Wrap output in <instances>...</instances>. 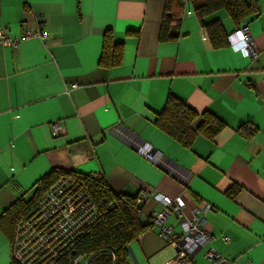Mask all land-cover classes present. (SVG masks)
I'll return each instance as SVG.
<instances>
[{
	"label": "crops",
	"instance_id": "crops-1",
	"mask_svg": "<svg viewBox=\"0 0 264 264\" xmlns=\"http://www.w3.org/2000/svg\"><path fill=\"white\" fill-rule=\"evenodd\" d=\"M243 1L256 14L236 25L220 10L203 24L219 23L226 41L246 26L254 60L228 41L214 48L190 6L179 38L162 43L164 0H0V28L20 39L15 50L0 45V264L12 262L5 214L58 172L102 177L115 195H184L189 206L210 205L202 216L213 249L230 264H264V0ZM28 30L48 37L22 39ZM107 32L123 46L115 68L99 66ZM170 96L200 116L194 128L204 113L224 128L184 149L154 126ZM250 128L256 134L246 139ZM148 151L162 164L145 159ZM158 209L152 201L141 207V224ZM166 224L186 231L180 217ZM182 245L206 264L190 238ZM180 248L147 227L127 246L126 264H163Z\"/></svg>",
	"mask_w": 264,
	"mask_h": 264
},
{
	"label": "trees",
	"instance_id": "trees-1",
	"mask_svg": "<svg viewBox=\"0 0 264 264\" xmlns=\"http://www.w3.org/2000/svg\"><path fill=\"white\" fill-rule=\"evenodd\" d=\"M187 6L191 7L193 14L202 24L206 17L220 10L225 11L236 25L256 14L254 6L247 5L243 0H164L158 38L160 42H174L179 38V27ZM203 26L214 48L227 45L226 36L219 23ZM122 53L123 46L115 44L112 33L107 32L103 37L99 66L118 67L122 61ZM198 119L200 116L195 111L170 96L163 111L156 116L154 126L184 149H190L197 137L213 141L224 128V124L209 113H204L201 122L194 128L193 125ZM242 128L243 126L240 127ZM255 134L256 130L250 128L244 137L250 139ZM61 175L64 174L51 173L43 178L37 183L30 201L20 200L7 211L5 216L11 225L12 234L17 220L31 210L47 188ZM83 178L100 211V222L80 236L72 250L59 252L52 264H73L78 257L88 259L87 264H126L127 246L136 241L147 228L140 222L141 207L137 204V197L113 194L102 177ZM110 204L114 205L112 210H108ZM11 264L19 263L12 260Z\"/></svg>",
	"mask_w": 264,
	"mask_h": 264
},
{
	"label": "built area",
	"instance_id": "built-area-1",
	"mask_svg": "<svg viewBox=\"0 0 264 264\" xmlns=\"http://www.w3.org/2000/svg\"><path fill=\"white\" fill-rule=\"evenodd\" d=\"M47 37L48 34L44 31L28 30L21 38L42 40ZM227 41L243 57L252 60L258 58L259 51L246 26L229 35ZM19 44L20 39L0 28L1 46L15 50ZM60 130V125L55 124L52 128L53 135H58ZM144 157L148 161L162 164V159L155 157L152 151L146 152ZM148 201L159 205V209L149 213L143 225L154 227L158 237L164 242L181 246L177 255L163 264H196L187 248L182 245L185 237L190 238L201 251L206 264H230L213 249L212 237L204 229L202 215L211 210L210 205L206 204L203 208L189 206L184 195L168 198L161 194H138L137 204L140 207ZM113 208V204L108 206V210ZM170 216L180 217L185 221L186 231L183 235H178L166 224V219ZM100 218V211L83 176L61 175L47 188L31 210L17 220L11 241L12 260L19 264H52L59 252L72 250L76 240L97 225ZM88 261L78 257L73 264H87Z\"/></svg>",
	"mask_w": 264,
	"mask_h": 264
}]
</instances>
